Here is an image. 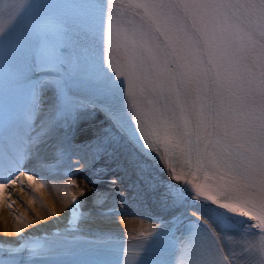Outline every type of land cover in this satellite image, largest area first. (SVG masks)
<instances>
[{
  "label": "snow or ice",
  "instance_id": "6c2138e0",
  "mask_svg": "<svg viewBox=\"0 0 264 264\" xmlns=\"http://www.w3.org/2000/svg\"><path fill=\"white\" fill-rule=\"evenodd\" d=\"M27 163L91 195L0 264H264V0H0V193ZM129 203L155 210L131 255L90 227Z\"/></svg>",
  "mask_w": 264,
  "mask_h": 264
},
{
  "label": "bare ground",
  "instance_id": "6f19581e",
  "mask_svg": "<svg viewBox=\"0 0 264 264\" xmlns=\"http://www.w3.org/2000/svg\"><path fill=\"white\" fill-rule=\"evenodd\" d=\"M84 174L85 177L92 179L90 172H84ZM168 177H170V174L164 169L162 178L167 179ZM45 180L47 182L46 187L42 184L41 179L34 178V181L29 182L26 177H21L14 187L8 185L7 189L0 193V195L7 197L6 201L0 202V243L8 244L12 242L15 238L14 236L18 234V232L16 234L17 229H37L42 226L57 225L58 217L63 214V196L65 193L76 191L79 195L83 191L88 193L89 197L91 195L89 191L90 185L88 183L82 185L79 183L78 177L75 176L60 180L59 185L61 188H58L57 182L54 183V179L53 181L48 178ZM73 180L76 181L75 184L71 183ZM110 187L106 183L98 185L100 190ZM8 204H11V207H8ZM192 207L206 214L205 207L198 204H194ZM53 213L56 214L55 217ZM141 223V219L128 214L117 216L114 222L104 224L97 222L92 229L102 228L107 233L120 234L139 230Z\"/></svg>",
  "mask_w": 264,
  "mask_h": 264
},
{
  "label": "rangeland",
  "instance_id": "374dc122",
  "mask_svg": "<svg viewBox=\"0 0 264 264\" xmlns=\"http://www.w3.org/2000/svg\"><path fill=\"white\" fill-rule=\"evenodd\" d=\"M81 179H82V180H84V178H83V177H81Z\"/></svg>",
  "mask_w": 264,
  "mask_h": 264
}]
</instances>
